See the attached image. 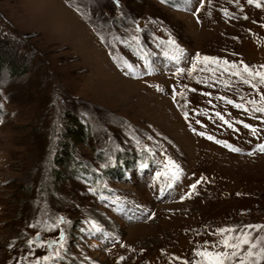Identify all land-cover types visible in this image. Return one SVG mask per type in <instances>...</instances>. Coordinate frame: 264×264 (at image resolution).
Segmentation results:
<instances>
[{
    "label": "rangeland",
    "instance_id": "1",
    "mask_svg": "<svg viewBox=\"0 0 264 264\" xmlns=\"http://www.w3.org/2000/svg\"><path fill=\"white\" fill-rule=\"evenodd\" d=\"M112 3L0 0V264H264V0Z\"/></svg>",
    "mask_w": 264,
    "mask_h": 264
},
{
    "label": "snow or ice",
    "instance_id": "2",
    "mask_svg": "<svg viewBox=\"0 0 264 264\" xmlns=\"http://www.w3.org/2000/svg\"><path fill=\"white\" fill-rule=\"evenodd\" d=\"M161 2H165V0H161ZM248 2L252 3L253 0H248ZM257 6H259V5H257ZM205 59H208V58H205ZM244 72H249L248 67L244 68ZM249 74L252 75V73H249ZM255 76L261 77V80L264 81V74H261L260 72H256ZM261 99H262V101H264V97H261ZM228 102L231 103V101H228ZM236 107L242 108L243 105H236ZM254 111L264 112V107L256 108V109H254ZM245 127H249V126L245 125ZM252 131H253V133H255L256 130L252 129ZM208 139H212V137H208ZM233 150L238 151V149H233ZM258 150L264 152V145H259ZM192 187L195 188V185H193ZM220 231L224 232L225 230L222 229ZM222 243L224 244L225 247L238 248L240 246L239 244L231 245L228 243L227 240H224ZM240 243L247 244L248 243L247 236H244L243 238H241ZM251 247L254 248V247H256V245H252ZM197 255H200L202 257H208L209 259L207 261V264H224V258L227 257V253L221 254V253H212V252H208V251L198 252ZM233 255H235V252H233ZM248 255L251 256L252 253L249 252Z\"/></svg>",
    "mask_w": 264,
    "mask_h": 264
},
{
    "label": "trees",
    "instance_id": "3",
    "mask_svg": "<svg viewBox=\"0 0 264 264\" xmlns=\"http://www.w3.org/2000/svg\"><path fill=\"white\" fill-rule=\"evenodd\" d=\"M109 2H110V5H112L113 3H112V0H108ZM114 5V4H113ZM85 7V6H84ZM100 10H104V11H110L109 10V7H106V8H104L103 6H99V9L97 10V11H100ZM87 13H89L88 14V16H87V18H86V21L88 22V24L90 25V26H92L96 31H100L101 30V28L100 27H103L102 26V24H103V20H102V18H104V14L102 13V12H100V13H102L103 14V16H100V17H96V15H94V13H95V8H94V6L93 7H91V6H87ZM101 25V26H100Z\"/></svg>",
    "mask_w": 264,
    "mask_h": 264
},
{
    "label": "bare ground",
    "instance_id": "4",
    "mask_svg": "<svg viewBox=\"0 0 264 264\" xmlns=\"http://www.w3.org/2000/svg\"><path fill=\"white\" fill-rule=\"evenodd\" d=\"M135 228V227H134ZM133 229V228H132Z\"/></svg>",
    "mask_w": 264,
    "mask_h": 264
}]
</instances>
